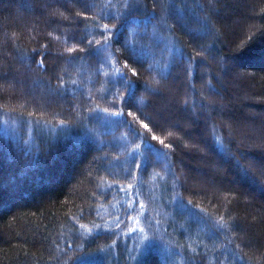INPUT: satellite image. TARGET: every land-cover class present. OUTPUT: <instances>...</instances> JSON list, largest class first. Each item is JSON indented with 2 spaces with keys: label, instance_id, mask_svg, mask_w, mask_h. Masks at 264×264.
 <instances>
[{
  "label": "trees",
  "instance_id": "obj_1",
  "mask_svg": "<svg viewBox=\"0 0 264 264\" xmlns=\"http://www.w3.org/2000/svg\"><path fill=\"white\" fill-rule=\"evenodd\" d=\"M0 264H264V0H0Z\"/></svg>",
  "mask_w": 264,
  "mask_h": 264
},
{
  "label": "snow or ice",
  "instance_id": "obj_2",
  "mask_svg": "<svg viewBox=\"0 0 264 264\" xmlns=\"http://www.w3.org/2000/svg\"><path fill=\"white\" fill-rule=\"evenodd\" d=\"M145 127H147V125H145Z\"/></svg>",
  "mask_w": 264,
  "mask_h": 264
}]
</instances>
